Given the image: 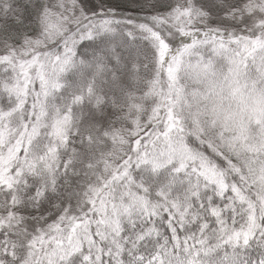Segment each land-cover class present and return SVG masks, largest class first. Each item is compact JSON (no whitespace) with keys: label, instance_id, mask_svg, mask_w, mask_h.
Instances as JSON below:
<instances>
[{"label":"snow or ice","instance_id":"6c2138e0","mask_svg":"<svg viewBox=\"0 0 264 264\" xmlns=\"http://www.w3.org/2000/svg\"><path fill=\"white\" fill-rule=\"evenodd\" d=\"M0 264H264V0H0Z\"/></svg>","mask_w":264,"mask_h":264}]
</instances>
